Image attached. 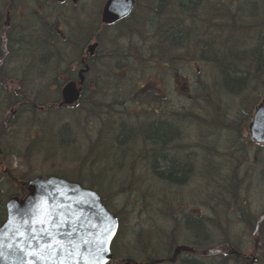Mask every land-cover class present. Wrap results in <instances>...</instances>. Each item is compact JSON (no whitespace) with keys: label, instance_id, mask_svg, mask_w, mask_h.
I'll return each instance as SVG.
<instances>
[{"label":"flooded vegetation","instance_id":"obj_1","mask_svg":"<svg viewBox=\"0 0 264 264\" xmlns=\"http://www.w3.org/2000/svg\"><path fill=\"white\" fill-rule=\"evenodd\" d=\"M107 1L0 0V5L6 13L7 26H13L17 30L21 29L25 24L30 23L29 20H23L25 14H31L33 16L32 23L36 25V28H40L39 21L46 22L43 16L47 17L51 14L75 15L71 20L67 16L60 15L61 19H67V27L60 24V21L55 22L57 32L62 36L63 40H66L72 46V48L69 45L66 46V52L70 54L69 50H74L75 54L73 58L71 55L67 56L62 68L53 71L57 76L59 75L58 80L50 78L52 72L50 70L41 71L45 74L43 77H41L40 71L27 70V77L21 80L17 76L15 69L10 65L3 69V64L1 63L0 73L6 71L7 78L0 81V86L4 87L2 89L3 91H17L21 89V84L25 81V83H31L34 90L58 91V101L45 106L35 104L37 108L40 107L37 111L46 113L47 111L44 108L52 106L61 108L62 113H68V116H70L72 114L71 111L75 109L80 114V118L76 120L78 127L73 125L72 118H68L67 115L62 118L64 123L69 120L72 123V130L69 131L70 135L75 137L80 152L83 155H90L96 158L97 163H99V157H110L107 168L110 174H114L118 169L119 171L124 170L123 172L128 171L131 158H134L140 170L147 169L152 172L155 169L153 167L154 164H152L154 154L152 155L151 153L162 154V151H166L168 157L186 168L187 175L180 181H169L164 179V177H156L159 181L176 187L188 186L193 183L194 173L200 166L203 167V172H209V162L204 164L208 155L204 152L203 154L205 155L201 159L198 154L194 153V150H188L190 144L179 143L182 132L180 126H178V119L175 114H172L170 117H161V114L150 118L146 117L147 108H154V113L158 114L159 110L157 106L163 105L162 107H166V104H170V100L164 101L168 97H161L163 92L159 86L153 84L147 85L145 80L148 67L160 68L159 70H161L163 65L166 67L171 66L169 63L162 62L163 53L160 41L156 40L155 44H149L144 31L141 30V27L144 25L143 20H141L142 11L145 9H159L160 5L158 6L157 3L154 6L153 3L156 0H134V5L129 15L115 22L105 23L102 17ZM35 14H39L38 21H36ZM80 23L85 24L87 37L74 38L71 34ZM30 33H35L33 27ZM187 60L188 62L191 61V65L194 66V60L191 57H188ZM71 82L75 84L79 97L73 104L67 105L64 103L63 89ZM184 87H188V83H184L182 88ZM88 109L90 113H88ZM9 112L13 114L17 113L16 107L9 109ZM148 112L152 111L150 110ZM83 114H85L84 117H82ZM134 114H137L138 117H134ZM45 119L41 118L39 120ZM162 123L170 126L173 134L165 144H155L157 149L151 152L149 148L153 147L154 144H152L153 141L147 134L150 131L148 124L155 125ZM40 129L41 127H38V129L34 128L31 133L32 137H41L42 133L39 132ZM127 129L130 133L125 136L124 131ZM138 130L141 136H139V150L135 154L133 150H137V147H133L130 142ZM176 140H178V143H174L173 145V142ZM179 146H186V150L188 151L186 153L182 152L181 155L177 154L176 152H179ZM197 157H200L202 160L201 164L197 162ZM253 157L251 165L254 164L257 155L255 154ZM7 160L6 155L0 150V165L4 167L10 166L12 161ZM157 168L158 170L160 169L159 165ZM15 170V167H12L10 170H5L8 172L6 175L8 177L11 176L13 179L14 187L9 197H0V226L8 217L7 203L9 199L13 196L24 197L28 192L29 182L36 176L29 180H18L12 175ZM74 172L76 173V171ZM38 175H43L45 178L56 175L70 181L79 182L76 176L67 174H64V176L59 171L40 173ZM111 179L112 184L116 182L115 175H111ZM204 186L207 187L205 180ZM177 195L178 193L173 192V198L167 204H163L164 200L167 199H164L162 194L160 195V191H156V196L153 198V205L146 202L147 197L145 196L146 198L140 204L142 228L139 232L141 234L142 246L138 251V256H133L132 254L128 256L126 251H123V255L126 256L119 260L117 259L119 255L115 252V245L117 244L119 246L123 219L118 212L106 205L116 214L119 220L118 232L112 243L113 259L109 264L115 262L120 263L121 261L125 262V264H192L187 257L207 264L209 259L211 218L210 202L205 198V194L201 199L197 200L188 196L184 198L178 197ZM247 202L248 200L243 198L242 202L238 204L240 208L238 217L240 220L249 223L250 219L244 218L243 213L250 214L251 216L255 213L247 207ZM165 209L171 212L170 224L172 232L177 236V242L165 254H162L163 245L161 244V238L158 237L160 236L158 227L163 224L161 220L159 222V217H163V211ZM192 217L198 218L201 230L202 227L206 228L204 232H201V230L198 232L195 231L194 225L196 223ZM257 229L255 227L254 231ZM181 234H185V236L180 237ZM150 235L153 239L151 242H148ZM180 246H186L188 249L176 251ZM259 248L260 245L256 241L254 244L255 257L253 254L248 257V254L243 250L233 251L231 254L233 253L239 262L243 264H262L259 257L260 252L258 253L257 251ZM261 248H264V245ZM150 252H155V256L150 255ZM222 253L225 252L222 251Z\"/></svg>","mask_w":264,"mask_h":264},{"label":"rangeland","instance_id":"obj_2","mask_svg":"<svg viewBox=\"0 0 264 264\" xmlns=\"http://www.w3.org/2000/svg\"><path fill=\"white\" fill-rule=\"evenodd\" d=\"M222 5L227 7L233 5V10L237 13L227 20L228 23L233 22V25L238 27L234 36L239 44L235 48L237 51L251 50L257 45L258 37L262 33L264 34V0H222ZM167 6L168 3L161 9L162 15L166 9L165 16L163 15L165 22L170 17L173 21H177V18L178 20L181 19L182 16L177 14L176 7ZM60 15L67 16L69 20L75 17L71 14H51L43 17L46 21H60V24L67 27V19H61ZM234 16H236V21H234L235 19L232 21ZM175 17H177L176 20ZM197 19L200 20L201 25L204 24L203 18ZM225 24H227L226 21ZM225 27V31L230 29L228 26ZM149 28L147 31L145 28L147 42L159 40L162 43L159 37L157 39L153 35L152 25H149ZM225 31H222L224 37L227 36ZM193 36L195 37V34H192ZM191 53L194 57V66L190 62L177 60L172 67L164 66L161 70L150 67L147 69V76H145L147 85L159 86L163 92L161 97H168L164 101L170 100V104H166V107L157 106L158 114L147 111L146 117L150 118L160 114L161 117H170L175 114L182 132L179 143L190 144L188 150H194V153L198 154L201 159H203L205 152L208 158L205 159L204 164L209 162V172H203V167L200 166L194 173L193 183L185 187H176L159 181L150 170H140L137 163L132 166V160L128 171L123 172L124 170L119 171L118 169L114 174H109V180H105L108 181V187H101V190L109 200L111 209L118 212L123 219L119 246L115 245L116 254L119 255L118 260L126 256L123 255V251H126L128 256H131L130 254L138 256L136 237L142 226L140 209L134 207L132 200L136 198L135 195L140 186L150 188L147 195L150 192L156 195V191H160V195L162 194L163 198L169 201L173 198V192L178 193V197L187 198L188 196L196 200L201 199L205 194V198L209 200L211 205L210 216L219 222V224L218 222H213V224L210 222V229L212 227L214 238L219 242L228 243L226 252L222 253V257L217 254L215 264H239L233 253L231 254L233 251L243 250L248 254V257L251 254L255 257L254 244L256 241L260 245V248L257 249L258 253L264 251V248H261L264 245V235L262 233L260 235L259 229L251 231V225L238 217L240 210L238 204L242 202L243 198L248 200L247 207L252 212L258 215L264 212V143L256 144L249 134V123L252 120L254 109L264 97V76L253 80L256 75L254 73V75L252 74L253 77L249 78L246 89L231 92L223 85L221 86L220 79H218V68L213 62L202 58V53L195 44ZM238 63L239 69L244 70V63L240 61ZM184 83H188V87L182 88ZM147 109L151 110L150 108ZM65 115L68 116V113ZM133 116L138 117L137 114ZM78 118L79 115L77 114L72 117L73 124L77 123ZM234 121L240 122L236 128H233ZM15 137L17 140L10 136L7 145L14 141L16 148H20L21 143H23L22 138H19L21 135L17 134ZM174 143H178V140L173 142V145ZM50 145V143L47 144L49 150L44 152H30L29 155L31 156L26 160L18 156H7V161H12L11 165L5 167L0 165V188L5 193L2 197H9L13 191L14 181L11 176L6 175L8 172L5 171L12 167L16 168L12 175L18 180H29L40 173L54 171H59L62 175L73 176L76 174L70 163L77 156L76 145L70 144L65 147L60 143L54 144V146ZM186 149V146H179V152L176 153L181 155L182 152L188 151ZM138 150L139 147L137 146V150L134 149L133 152L137 154ZM48 151H52L53 155L47 154ZM255 154L257 159L255 158L254 164L251 165ZM200 157L196 158L199 164L202 163ZM125 166L128 167L127 164ZM111 175L116 176V182L113 184L111 183ZM102 176L106 177L107 173ZM129 179L133 181L131 182ZM84 180L88 184V180L86 178ZM204 180L207 182V187L204 186ZM122 182L123 184L133 183L135 190L126 192L127 189L122 188ZM135 182L140 186L137 187ZM232 191L235 192V195ZM222 212L224 214L221 216ZM160 220L162 223L165 222L164 214L163 217H159V222ZM166 221L168 222V220ZM184 236L185 234L180 235V237ZM112 264H125V262ZM207 264H210V253Z\"/></svg>","mask_w":264,"mask_h":264},{"label":"trees","instance_id":"obj_3","mask_svg":"<svg viewBox=\"0 0 264 264\" xmlns=\"http://www.w3.org/2000/svg\"><path fill=\"white\" fill-rule=\"evenodd\" d=\"M166 3H168L167 7H176L177 14L182 16L181 19L178 20V18L175 17V20L177 18V21H173L170 17L166 19L168 21L165 22L163 15L165 16L166 9L164 10L163 15L162 10L160 9ZM153 4L156 6L157 3L154 1ZM160 9H145L142 11L141 20H143L144 25L141 27V30L145 33V28L147 31L150 29L149 25H152L153 35L157 39L160 38L162 41V43H160L161 48H163V63H169L171 65L170 67H172L175 65L177 60L188 62V57H191L192 59L194 58L191 51L193 49V45L195 44L196 48L201 51L202 58L209 62H213L218 68V79H220L219 82L221 86L223 85L228 91L239 92L246 89L249 84V78L253 77L252 74L254 75V73L256 75L254 76L253 80L261 77L262 75L264 76V34L262 33L258 37L259 39L257 45L251 48V50L245 49L243 51H237L235 47L239 44V41L236 42L234 33H237L236 30L238 27L237 25H233V22H227L228 18H232V15H237L235 10H233V5L231 7L222 5V0L214 2L211 0H162ZM38 17L39 14H35L36 21H38ZM199 17L203 18V25H201L200 20L197 19ZM32 18L33 16L31 14H25L23 20H29L30 23L25 24L19 30L15 29L13 26L8 27L6 24V13L0 5V64H3V69L7 68L4 63L5 54H13L14 51H17V49H21V47L28 45L29 48L33 49V53H31L27 61H25L23 68L32 71H40L41 77L45 76V74H43L41 71L50 70L52 71L50 78H55V80H58L59 75L57 76V74L53 73V71L62 68L67 56L71 55L73 58L75 56L74 50H69L70 54L66 52V46H68L69 43L66 40H63L62 36L57 32V26L54 20L46 22L39 21L40 28H36V25H33L32 23ZM233 20L236 21V16H234L232 21ZM225 21L227 24H225ZM225 25L230 29H226L225 31ZM32 27L35 31L34 34L30 33ZM222 31H225V34H227L226 37L222 36ZM86 33L85 24L80 23L71 36L74 38H84L87 37ZM192 34H195V37H192ZM155 41L156 40H153V42L149 44H155ZM70 47L72 48V46ZM239 61L244 63V70L239 69ZM164 66L165 65H163V68ZM0 77H2L0 81L5 80L7 78L6 71L1 72ZM21 85V89H18L17 91H3L2 89L4 87L0 86V150L3 151V154L6 155V157L18 156L26 160L31 156L29 155L30 152L41 153L49 150V147L47 146L48 143L51 144L50 146L60 143L63 147L70 144H75L77 147L78 145L77 141H75V137L70 135L69 132L72 130V123L70 120L64 123L62 118L66 116V113H62L61 108L50 106L44 108L47 111L46 113L37 111L38 108L40 109V107L37 108V104L45 106L49 103L52 104L58 101L59 92L34 89L27 91V83L23 81ZM12 107H16L17 113H8L9 109ZM151 111L154 112L153 109H151ZM71 113L72 114L70 116H67L68 118H72L75 114L79 115L80 118V114L77 113L75 109L72 110ZM88 113H90L89 109ZM84 116L85 114L82 115V117ZM41 118L46 119L39 120ZM73 125L78 126V124ZM239 125V121L233 122V128H236ZM38 127H41L39 130V132L42 133L41 137L34 138L32 137L31 133L33 132L34 128L38 129ZM148 127L150 128V131H148L147 134L152 139V144H154L153 147L149 148L151 152L157 149L155 144H165V142L171 138L173 134L172 128L166 123L155 125L148 124ZM129 133L130 131L128 129L124 131L125 136H127ZM17 134H20L21 137L19 138H22L23 140L20 148H16L14 141L7 145L8 138L11 136L15 139ZM139 136L141 135L140 131L138 130L135 137H133L130 142L133 147H137L139 145ZM76 152V158L70 163L72 168L76 171L75 175H77V180H79L82 185L98 191L102 196L103 202L109 208H111L109 205V200L101 190V187H108V181L105 180H109L110 173L108 172L107 168L110 157L101 155L103 157H99V163H97L96 158L90 155H83L78 147ZM47 154L53 155L52 151H48ZM151 154H154V161L152 164H154L153 167L155 170H152V174H154L155 177H164V179L169 181H180L183 180L187 175L186 168L176 163V161L168 157L167 154ZM131 160L132 166L136 165L134 158H131ZM158 165L160 168L159 170L157 168ZM106 173V177L102 176ZM82 177L88 180V184ZM129 181L132 182L133 180L129 179ZM135 185L137 187L140 186V184H136V182ZM122 188H126V192L133 189L135 190L133 183L123 184L122 182ZM137 191L138 192L135 195L136 198L132 200V202H134V207L140 209V204L146 197V202H148V204H154L153 198L156 195L152 192L147 195V193L150 191V188H144L143 186H140ZM232 192L233 195H235V192ZM4 194L5 193L0 188V197H2ZM168 202L169 200H164L163 204H167ZM163 214L165 224L163 223L158 227L160 233V236L158 237L161 238V244L163 245L162 254H165L168 249L175 245L177 242V236L172 232V227L170 224L171 212L165 209ZM246 214L247 213H243L244 218H247ZM248 215L250 216L249 223L252 226L251 231H254V228L256 227L259 229L260 235L261 233L264 235V212L259 215ZM192 219L196 223L194 225L195 231H200L201 228L198 223V218L192 217ZM166 220H168V222ZM210 220L211 224H213V222H218L212 217ZM140 235L141 234L139 232L136 237V247L138 250L142 246V239ZM152 239L153 237L150 235L148 237V242H151ZM227 244L228 243L225 241L219 242V240L217 241L214 238L211 227L209 232L210 264H215V259L218 256L217 254L222 257V251L226 252ZM263 252L259 255L262 264H264ZM149 254L155 256V252H150ZM233 256L238 262L239 260L235 257V255ZM187 259L192 264H203L202 261L198 262L196 260L189 259V257H187ZM239 264L243 263L239 262Z\"/></svg>","mask_w":264,"mask_h":264},{"label":"water","instance_id":"obj_4","mask_svg":"<svg viewBox=\"0 0 264 264\" xmlns=\"http://www.w3.org/2000/svg\"><path fill=\"white\" fill-rule=\"evenodd\" d=\"M134 0H108L102 20L112 23L130 14ZM74 83L63 89L64 103L77 101ZM249 131L264 143V97L257 105ZM8 217L0 226V264H108L118 217L100 194L79 182L51 175L34 177L28 193L7 203ZM44 221V223H40ZM44 230L51 237L42 235ZM187 250L180 246L176 251Z\"/></svg>","mask_w":264,"mask_h":264},{"label":"bare ground","instance_id":"obj_5","mask_svg":"<svg viewBox=\"0 0 264 264\" xmlns=\"http://www.w3.org/2000/svg\"><path fill=\"white\" fill-rule=\"evenodd\" d=\"M162 0H156V3H158V6L161 4ZM160 9V8H159ZM162 9V8H161ZM160 9V10H161ZM231 31V30H230ZM25 45V44H24ZM23 46V45H22ZM243 51V50H242ZM33 53V49L29 48L28 45H25V47H21V49H17V51L13 54H5V65L6 67L10 65L13 69H15L17 76L21 79L24 80L27 77V69L23 68L25 61L29 58L30 54ZM32 84L27 83L26 88H28L27 91L32 90ZM166 151H162V154H166ZM224 214V212H222ZM247 218L249 219L250 216L248 214ZM222 216V215H221ZM206 228L202 227V231L204 232Z\"/></svg>","mask_w":264,"mask_h":264},{"label":"snow or ice","instance_id":"obj_6","mask_svg":"<svg viewBox=\"0 0 264 264\" xmlns=\"http://www.w3.org/2000/svg\"><path fill=\"white\" fill-rule=\"evenodd\" d=\"M40 223H44V221H40ZM42 235H47V236L51 237V233L47 232V230H44Z\"/></svg>","mask_w":264,"mask_h":264}]
</instances>
